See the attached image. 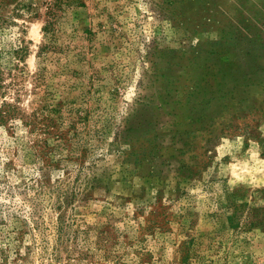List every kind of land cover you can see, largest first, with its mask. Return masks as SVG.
<instances>
[{
    "label": "rangeland",
    "instance_id": "obj_1",
    "mask_svg": "<svg viewBox=\"0 0 264 264\" xmlns=\"http://www.w3.org/2000/svg\"><path fill=\"white\" fill-rule=\"evenodd\" d=\"M0 65V264H264V0H0Z\"/></svg>",
    "mask_w": 264,
    "mask_h": 264
},
{
    "label": "trees",
    "instance_id": "obj_2",
    "mask_svg": "<svg viewBox=\"0 0 264 264\" xmlns=\"http://www.w3.org/2000/svg\"><path fill=\"white\" fill-rule=\"evenodd\" d=\"M16 53L19 54V51L17 50ZM0 69H1V65H0ZM1 87H2V75H1V70H0V89H1ZM48 107H49L48 105H45L42 108L41 114H37L34 111V114L33 115L31 114L32 115L31 119L28 122H26V124L30 123V125H32V124H35L36 120H41V119L52 121V119L50 118L49 112H47V109H49ZM50 111H52V110H50ZM15 117H16V112H15V109L12 108V104L4 101L0 105V125L1 124H7L10 120L14 119ZM49 126H51V125L46 124V128ZM47 129L49 130V128H47ZM48 130H45V132H43V134H46V133L50 134L48 132ZM61 135H63V134H61V133H60V135L58 134L59 138L61 139V143H63L64 137H62ZM63 144L66 148L68 147V143H63ZM45 145L46 146L48 145L47 139H45ZM53 161L54 160L51 157L49 162H53ZM55 163L57 164L56 160H55ZM89 255H90V253H82V254L77 256L76 260L72 259V261L71 260L68 261L67 264H82V258H87ZM91 262L92 261H90V263Z\"/></svg>",
    "mask_w": 264,
    "mask_h": 264
}]
</instances>
